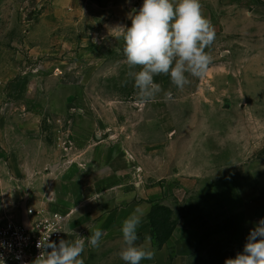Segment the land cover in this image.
Here are the masks:
<instances>
[{"label": "rangeland", "instance_id": "1", "mask_svg": "<svg viewBox=\"0 0 264 264\" xmlns=\"http://www.w3.org/2000/svg\"><path fill=\"white\" fill-rule=\"evenodd\" d=\"M36 2L0 7L3 165L24 174L44 163L58 173L66 161L67 174L76 175L78 161L91 162L127 141L151 174L148 185L157 184L158 158L164 164L158 183L165 195L156 202L161 229L166 233L195 212L196 252L189 264H224L242 251L248 234L235 242L234 216L264 193V0H200L216 33L206 49L212 62L202 76H189L183 90L169 76L155 77L172 98L161 93L146 106L127 78L122 38L94 30L74 6L40 18ZM179 160L193 168L195 175L179 176L190 181L171 179ZM121 247L100 241L94 264L118 263Z\"/></svg>", "mask_w": 264, "mask_h": 264}, {"label": "crops", "instance_id": "2", "mask_svg": "<svg viewBox=\"0 0 264 264\" xmlns=\"http://www.w3.org/2000/svg\"><path fill=\"white\" fill-rule=\"evenodd\" d=\"M25 1L0 0V7L4 2L17 5L24 4ZM136 3L140 7L143 0H137ZM42 5L44 6L41 8ZM132 5H134L132 0H38L36 2L38 11L40 10L38 13L40 18L48 12L66 13L74 6L83 22L90 23L96 31L105 30V34L108 35H115L119 31L116 26L127 25L131 21L129 16L133 14ZM161 138L158 139V156L165 150ZM0 146L3 147L1 141ZM11 160L15 161L14 158ZM90 160L91 162L83 159L77 162L76 175L67 174L66 161L59 164L58 173L47 171L46 166L49 164L43 163L37 169V173L33 167L28 166L26 173L23 174L19 172L18 167L9 171L0 160V223L4 216H12L16 221L25 220L24 207L31 206L36 209L58 211L67 216L64 235L52 242L58 243L61 239L75 240L77 237L73 231L87 237L99 228L104 233L101 243L106 246H113L116 243L123 245L120 231L122 221L135 208L141 207L146 210V215L138 228L137 243L147 245L155 253L154 259L144 260L141 264H189L190 258L196 252L195 228H193L196 217L193 210L185 217L176 220L172 231L160 247H156L150 237L146 218L152 206L165 195V188L158 183L164 175V164L160 162V158H158V172L154 174L157 184L152 182L149 185L146 181L151 174H148L147 169L138 158L136 159V153H133L131 144L127 141L122 140L117 146L113 144L106 147ZM198 168L204 169L201 164ZM193 172L192 167L179 160L172 165L170 174L171 179L190 181L185 177L195 175ZM180 174L185 177H179ZM19 175L22 178L20 176L18 179ZM24 190L26 193H21ZM21 197L24 199L21 200ZM4 213L5 215L1 217ZM261 218H264V193L244 202L241 210L236 212L234 227L231 230V235L237 234L235 242L240 241L241 232L248 234ZM112 231L117 234L110 235ZM94 251V248L86 244L82 253L84 264H94L92 257ZM117 260L118 263L114 264H125L120 258Z\"/></svg>", "mask_w": 264, "mask_h": 264}, {"label": "clouds", "instance_id": "3", "mask_svg": "<svg viewBox=\"0 0 264 264\" xmlns=\"http://www.w3.org/2000/svg\"><path fill=\"white\" fill-rule=\"evenodd\" d=\"M129 19L130 25L116 26L119 31L115 38L124 41L127 78L141 105L155 101L161 93L165 99L172 98V91H165L155 77L169 76L171 84L183 90L190 83L189 76L200 77L207 71L212 57L206 49L214 43L216 33L210 19L202 13L200 0H143ZM145 215L146 210L137 207L122 221L119 257L125 264L154 259L152 249L137 243L138 228ZM54 231L57 230L51 232ZM49 233L37 243L38 248L50 249L37 257L41 264H84L86 244L97 248L104 235L99 228L87 237L73 231L75 240L61 239L56 243L49 239ZM0 264H4L2 258ZM224 264H264V218L249 230L243 250L226 258Z\"/></svg>", "mask_w": 264, "mask_h": 264}, {"label": "built area", "instance_id": "4", "mask_svg": "<svg viewBox=\"0 0 264 264\" xmlns=\"http://www.w3.org/2000/svg\"><path fill=\"white\" fill-rule=\"evenodd\" d=\"M24 210L25 220L16 221L6 216L0 223V258L4 264H41L37 257L49 249L38 248V241L43 242L53 230L57 231L49 233L51 241L65 233V214L31 206H25Z\"/></svg>", "mask_w": 264, "mask_h": 264}, {"label": "trees", "instance_id": "5", "mask_svg": "<svg viewBox=\"0 0 264 264\" xmlns=\"http://www.w3.org/2000/svg\"><path fill=\"white\" fill-rule=\"evenodd\" d=\"M158 204L155 203L150 213L147 216V225L150 227V237L153 239L154 245L156 247H160L167 237L169 236L170 232L172 231L174 225H172L171 229L168 232H164L161 228L164 227L163 222L164 219H157V210H158Z\"/></svg>", "mask_w": 264, "mask_h": 264}, {"label": "water", "instance_id": "6", "mask_svg": "<svg viewBox=\"0 0 264 264\" xmlns=\"http://www.w3.org/2000/svg\"><path fill=\"white\" fill-rule=\"evenodd\" d=\"M30 18V17H29Z\"/></svg>", "mask_w": 264, "mask_h": 264}]
</instances>
